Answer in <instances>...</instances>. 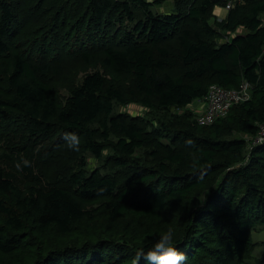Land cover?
Instances as JSON below:
<instances>
[{
    "label": "trees",
    "instance_id": "16d2710c",
    "mask_svg": "<svg viewBox=\"0 0 264 264\" xmlns=\"http://www.w3.org/2000/svg\"><path fill=\"white\" fill-rule=\"evenodd\" d=\"M166 1L0 0V255H18L8 264H130L168 227L186 264H264L252 256L264 225V142L253 143L264 0H237L222 19L213 8L225 2ZM95 63L104 73L58 92L68 70ZM244 80L248 100L196 123L188 106L210 84ZM133 104L171 119L117 108ZM64 132L79 134L78 151Z\"/></svg>",
    "mask_w": 264,
    "mask_h": 264
},
{
    "label": "rangeland",
    "instance_id": "374dc122",
    "mask_svg": "<svg viewBox=\"0 0 264 264\" xmlns=\"http://www.w3.org/2000/svg\"><path fill=\"white\" fill-rule=\"evenodd\" d=\"M164 8L166 9H171L172 8V4H171V0H167L163 5ZM219 5L214 6L213 8V13L216 15L215 10L218 8ZM222 9V6H219ZM222 10H226L224 7ZM217 16V15H216ZM94 71H100L102 73H104V70L102 68V66H100L99 64L95 63L92 65H89L87 68H85L84 70H79L78 67L74 66L73 68H71L70 70H68V72H70V75H73V77H71L70 79L66 80V83H63L62 86L60 85L58 88V92H60V94L62 96H66L67 92H68V88L75 82V81H80L81 78L84 76V74L89 73V72H94ZM65 80V79H64ZM211 85V84H210ZM209 85V86H210ZM208 86V88H209ZM62 103L64 102V97L60 98ZM118 109H122V111L124 112H130L132 114H137L142 118H146L150 124H152V122L154 124H156L157 122H161V121H168L171 119V116L168 114L167 111H165L164 109H154V110H147L146 108L141 107L140 105H128L125 107H117ZM188 110H190L192 112L193 118L196 116V109L195 107H193V105H189L188 106ZM181 110L176 109V108H171L170 112L171 113H176V112H180ZM86 157L92 158V154L90 152L86 153ZM93 164L95 163L94 160H92ZM98 165V162H97ZM117 224H120L119 227L123 226V221L119 220L117 221ZM122 224V226H121ZM255 234H254V238L255 241L257 242L253 252H252V256L253 259L259 260L262 256V254L264 253V225L260 226L258 229H255ZM23 245V246H22ZM24 243H22L20 246L21 248H24ZM18 255L13 253L12 255L10 254H5L4 256L0 255V258H2V262L4 264H8V262L14 258H16ZM258 258V259H257Z\"/></svg>",
    "mask_w": 264,
    "mask_h": 264
},
{
    "label": "clouds",
    "instance_id": "9594fccd",
    "mask_svg": "<svg viewBox=\"0 0 264 264\" xmlns=\"http://www.w3.org/2000/svg\"><path fill=\"white\" fill-rule=\"evenodd\" d=\"M61 138L69 150H79L81 139L78 133L64 132ZM30 163V160L23 158L16 167L21 168L22 165L28 166ZM178 241L180 240L176 238L175 229L168 227L155 235L154 242L137 248L130 264H139L141 259H144L146 264H186L185 253L175 246Z\"/></svg>",
    "mask_w": 264,
    "mask_h": 264
},
{
    "label": "built area",
    "instance_id": "2783aa9c",
    "mask_svg": "<svg viewBox=\"0 0 264 264\" xmlns=\"http://www.w3.org/2000/svg\"><path fill=\"white\" fill-rule=\"evenodd\" d=\"M237 0H226L224 8L228 10ZM251 84L242 81L237 88H224L213 83L205 95V108L194 117L199 125H209L219 117H224L234 104L241 103L251 97ZM251 138V137H250ZM264 142V121L259 124L258 131L253 137V143Z\"/></svg>",
    "mask_w": 264,
    "mask_h": 264
},
{
    "label": "crops",
    "instance_id": "0c3cea01",
    "mask_svg": "<svg viewBox=\"0 0 264 264\" xmlns=\"http://www.w3.org/2000/svg\"><path fill=\"white\" fill-rule=\"evenodd\" d=\"M218 8H220V7L218 6ZM218 8L215 10V13L219 17V19H222L226 16L227 10H222L223 7H222V9L220 8L221 10H219ZM204 98L203 99H196L191 103V105H193V107H195V109H196L195 110L196 115L199 114L200 112H202L205 108V99Z\"/></svg>",
    "mask_w": 264,
    "mask_h": 264
},
{
    "label": "water",
    "instance_id": "95a60500",
    "mask_svg": "<svg viewBox=\"0 0 264 264\" xmlns=\"http://www.w3.org/2000/svg\"><path fill=\"white\" fill-rule=\"evenodd\" d=\"M212 1H221V2H225L226 0H212Z\"/></svg>",
    "mask_w": 264,
    "mask_h": 264
},
{
    "label": "bare ground",
    "instance_id": "6f19581e",
    "mask_svg": "<svg viewBox=\"0 0 264 264\" xmlns=\"http://www.w3.org/2000/svg\"><path fill=\"white\" fill-rule=\"evenodd\" d=\"M219 10H221L220 8H218Z\"/></svg>",
    "mask_w": 264,
    "mask_h": 264
}]
</instances>
